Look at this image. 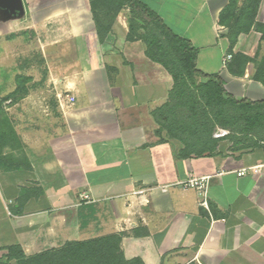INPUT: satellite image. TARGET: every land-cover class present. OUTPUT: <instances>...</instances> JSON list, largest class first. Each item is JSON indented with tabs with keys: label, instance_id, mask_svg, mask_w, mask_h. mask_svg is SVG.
<instances>
[{
	"label": "crops",
	"instance_id": "crops-1",
	"mask_svg": "<svg viewBox=\"0 0 264 264\" xmlns=\"http://www.w3.org/2000/svg\"><path fill=\"white\" fill-rule=\"evenodd\" d=\"M140 1L189 39L199 71L217 73L236 99H264L253 78L262 33L252 27L231 44L220 21L229 0ZM51 3L0 0V56L12 62L33 46L45 75L11 113L23 159L0 172L9 243L27 253L118 235L124 257L143 264H264V151L232 144L182 156V143L153 116L172 76L147 55L142 29L130 36V9L99 38L89 0ZM255 21L264 23V0ZM238 52L249 60L229 67ZM204 175L205 193L183 185Z\"/></svg>",
	"mask_w": 264,
	"mask_h": 264
},
{
	"label": "trees",
	"instance_id": "trees-1",
	"mask_svg": "<svg viewBox=\"0 0 264 264\" xmlns=\"http://www.w3.org/2000/svg\"><path fill=\"white\" fill-rule=\"evenodd\" d=\"M89 1L99 38L108 31L116 12L124 7L130 9L131 37L143 29L136 14L150 21L151 30L141 34L147 45V55L160 63L173 79L169 100L153 111V116L160 129L182 143V156L213 154L219 144L212 137L216 126L230 129L229 138L235 145H240L239 148L258 146L257 141H249L252 133L264 140V99H236L225 90L224 80L217 73L199 71L196 67L197 49L189 39L167 26L148 6L140 0H116L111 15H108L106 9H100L98 1ZM259 1L253 6L243 3L237 8L233 0H229L222 10L220 21L229 28L231 44H235L240 32L247 33L252 27L262 33L264 40V23L255 21ZM227 16H231L232 21H226ZM257 56L258 53L255 58ZM248 60L249 57L244 54L235 53L229 67L240 69ZM254 61L257 66L253 78L264 85V52L259 61ZM22 89L24 87H18L10 95L0 97V102L10 99L18 90V93L22 92ZM7 250L4 255L6 260L0 259V264H11L13 259L17 264H143L139 258L128 260L124 257L118 235L68 241L32 256H27L18 244L9 245Z\"/></svg>",
	"mask_w": 264,
	"mask_h": 264
},
{
	"label": "rangeland",
	"instance_id": "rangeland-1",
	"mask_svg": "<svg viewBox=\"0 0 264 264\" xmlns=\"http://www.w3.org/2000/svg\"><path fill=\"white\" fill-rule=\"evenodd\" d=\"M39 1L43 2L45 0H39ZM47 1H50V2L52 1L51 3L52 5H56V4H59V5L68 4L69 5V3L72 0H47ZM95 1L99 2L100 9H106V12H108V15L109 14L111 15V8L114 6V3L116 4V0H95ZM233 2L236 5L234 6L238 8L243 3H248L249 5L253 6L256 4L257 0H233ZM259 2H261V0ZM135 17L139 25L143 27L141 33L146 34L148 30H151L150 28L152 27V25L150 24V21L148 20V18H146L145 16L141 14L139 15L136 14ZM226 21H232V17L227 16ZM173 27L175 28V30H178L177 27L175 26ZM30 47L31 48H29V50L26 51L25 56H15V57L13 56L14 58L12 62L8 58L5 57L4 59H2V57L0 56V97L10 95V93L14 91L16 88L18 89V87H24V89H22L23 90L22 92L18 93L19 91L18 90L15 95H12L10 97V100H11L10 102L8 101L7 102L4 101L2 103L0 102V172L3 170L15 168L23 159L22 153L18 150L19 147H18L16 120L15 119L13 120L11 118L12 117L11 113L15 111L17 107L14 103L17 102L18 98L23 96V94H26L29 90H33L37 86L41 85L45 78L44 73L42 71L41 72L38 71V68L41 67V65L43 66L40 60V56L39 54H36L37 53L36 48H34L33 46H30ZM258 49H261V45L258 47ZM263 50L261 52H263ZM3 62H5V65H6L4 67L5 72H3V70L1 69L3 66L2 64ZM18 72L21 74H24L25 76L23 75L18 76L16 74ZM7 85H10L9 87H12V86L14 87L8 88ZM47 94H50V93L47 92ZM13 107H15V110ZM213 132H212V137H213ZM231 133L232 132L230 130V133L227 134L226 136L216 138L219 142L218 145L219 146L226 145L228 146V148H230L232 144L234 145L232 139L229 138ZM228 141L229 143H231L230 145ZM249 141H257L258 146L256 147L264 151V140L258 138L254 133L249 135ZM256 147H253V148H256ZM6 210H7V213L9 214L12 211L10 202L7 203ZM8 230H9L8 228H4L3 230L0 231V259L2 260H6L4 255L8 251L7 247L9 245H14V244L17 245V243H9L13 241L12 240L13 235ZM49 249L51 250V248L43 249L42 247L37 246L36 248H31L30 252H27L25 254L27 256H32V255L38 254L40 252H43ZM11 264H17V263L13 259L11 260Z\"/></svg>",
	"mask_w": 264,
	"mask_h": 264
},
{
	"label": "built area",
	"instance_id": "built-area-1",
	"mask_svg": "<svg viewBox=\"0 0 264 264\" xmlns=\"http://www.w3.org/2000/svg\"><path fill=\"white\" fill-rule=\"evenodd\" d=\"M229 57L230 56L227 55V58H229ZM69 99H70V101H73V96H71ZM229 133H230L229 129L223 128L220 126H216L215 130L213 132V137H215V138L223 137ZM255 167H256L255 169H257V166H255ZM244 170L240 171L239 174L244 173ZM209 178H210V176H208V175L193 176V177H190L189 179H187L186 181H184L183 185L188 186V187H193V188L197 189L198 191L205 193L207 190V187H208ZM80 197H81V199H87L86 194H81ZM202 203L205 204L204 201Z\"/></svg>",
	"mask_w": 264,
	"mask_h": 264
},
{
	"label": "water",
	"instance_id": "water-1",
	"mask_svg": "<svg viewBox=\"0 0 264 264\" xmlns=\"http://www.w3.org/2000/svg\"><path fill=\"white\" fill-rule=\"evenodd\" d=\"M13 1H15L16 3L19 2V0H13Z\"/></svg>",
	"mask_w": 264,
	"mask_h": 264
}]
</instances>
